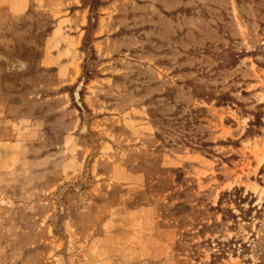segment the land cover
Here are the masks:
<instances>
[{"label":"rangeland","instance_id":"1","mask_svg":"<svg viewBox=\"0 0 264 264\" xmlns=\"http://www.w3.org/2000/svg\"><path fill=\"white\" fill-rule=\"evenodd\" d=\"M254 115L264 0H0V264H264Z\"/></svg>","mask_w":264,"mask_h":264},{"label":"trees","instance_id":"2","mask_svg":"<svg viewBox=\"0 0 264 264\" xmlns=\"http://www.w3.org/2000/svg\"><path fill=\"white\" fill-rule=\"evenodd\" d=\"M84 3V2H83ZM87 7H90V8H92V5L90 4V5H88ZM254 117H255V120H254V122L253 123H250V131L252 130V128L254 127H257V128H260V126H264V123H262V119H261V117H259V116H257V115H254ZM250 131H248L249 133H250ZM253 135H258L259 134V132H256L255 133V131H253Z\"/></svg>","mask_w":264,"mask_h":264}]
</instances>
